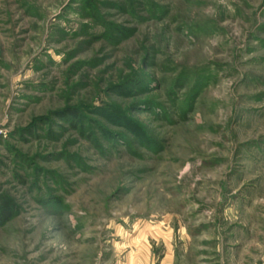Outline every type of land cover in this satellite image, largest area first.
<instances>
[{"label": "rangeland", "instance_id": "rangeland-1", "mask_svg": "<svg viewBox=\"0 0 264 264\" xmlns=\"http://www.w3.org/2000/svg\"><path fill=\"white\" fill-rule=\"evenodd\" d=\"M6 201L0 264H264V0H0Z\"/></svg>", "mask_w": 264, "mask_h": 264}, {"label": "trees", "instance_id": "trees-1", "mask_svg": "<svg viewBox=\"0 0 264 264\" xmlns=\"http://www.w3.org/2000/svg\"><path fill=\"white\" fill-rule=\"evenodd\" d=\"M67 117L71 118L74 122L72 126L75 127V122H77L79 114L75 110H67L66 111ZM12 207L10 206L9 202H3L0 204V221H9L12 217Z\"/></svg>", "mask_w": 264, "mask_h": 264}]
</instances>
